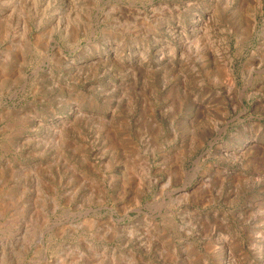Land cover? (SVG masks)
Here are the masks:
<instances>
[{
  "label": "rangeland",
  "instance_id": "rangeland-1",
  "mask_svg": "<svg viewBox=\"0 0 264 264\" xmlns=\"http://www.w3.org/2000/svg\"><path fill=\"white\" fill-rule=\"evenodd\" d=\"M0 264H264V0H0Z\"/></svg>",
  "mask_w": 264,
  "mask_h": 264
}]
</instances>
